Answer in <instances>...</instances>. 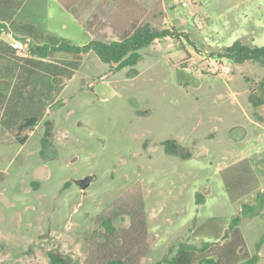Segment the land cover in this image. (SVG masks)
Masks as SVG:
<instances>
[{
	"label": "rangeland",
	"instance_id": "obj_1",
	"mask_svg": "<svg viewBox=\"0 0 264 264\" xmlns=\"http://www.w3.org/2000/svg\"><path fill=\"white\" fill-rule=\"evenodd\" d=\"M140 1L136 13L162 6L160 22L173 35L141 49L133 67L114 70L93 51L74 70L60 55L49 62L28 48L15 52L22 66L16 74L21 86L28 84L24 100L9 106L16 124L23 123L34 101H43L33 97L36 88H50L40 72L66 67L73 75L55 78L61 92L49 95L36 125L0 142V264H48L50 252L71 264H98L117 255L156 264L173 257L180 243L197 252L207 243L231 264L254 255L252 264H264V102L257 90L264 65L213 56L236 40L264 44V0ZM60 5L32 0L19 16L72 44L100 39L94 29L79 26L89 10L74 17ZM93 6L102 17L110 5L98 0ZM117 30L109 25L102 33L117 38L122 33ZM8 34L13 41L7 27L0 39L7 42ZM3 55L0 91L11 92L7 67H18L17 58ZM252 88L257 105L250 100ZM168 139L189 156L167 153L162 143ZM243 159L256 183L232 200L222 171ZM139 202L145 235L119 213ZM101 214L113 217L112 231L103 226ZM237 215L238 231L231 226Z\"/></svg>",
	"mask_w": 264,
	"mask_h": 264
},
{
	"label": "trees",
	"instance_id": "obj_2",
	"mask_svg": "<svg viewBox=\"0 0 264 264\" xmlns=\"http://www.w3.org/2000/svg\"><path fill=\"white\" fill-rule=\"evenodd\" d=\"M32 0H27V3L31 2ZM26 3V5H27ZM25 5V6H26ZM44 10L47 11L46 3H43ZM164 11L162 10V16H164ZM4 15H7L3 21L0 22V34L4 30L5 27L11 32V34L17 40L24 41L25 39H29L30 43L28 44V49L32 56H36L40 60H47L49 62H53L54 58L57 55L62 56L66 59L67 63L71 65V68L74 70L78 65L82 63V60L89 51H93L97 57L105 63L111 64L114 70H120L124 67H133L141 58L140 50L148 47L154 40L165 38L168 36L173 35L172 29L162 26L163 22L153 23L150 21H136L133 23L128 29L124 30L120 33L117 38L113 39H106L104 38L103 33L101 30L108 24L105 16L107 12L104 13V16H96V21H92L94 23V30L97 32L98 40H91L87 44L83 45H76L70 43L69 40L58 36L54 32H51L47 28L35 26L33 23L29 22L25 18H21L19 16L20 12L17 13L12 19L9 14L11 13L7 11H3ZM104 18V19H102ZM16 50L7 42H4L0 39V57L5 59V54L13 56V58H17V66H13L12 68L7 67V71L11 70L10 75L7 76L9 82L13 81V91H0V112L2 105H5L8 110L5 113L6 118L3 120L0 119V142L3 141L8 134L16 133L22 128L32 127L36 125V123L42 118L43 114L47 110V101L48 97L50 98V94H53V91L56 90V94H59L61 88L56 87L58 84L54 81L55 78L61 77L65 79H70L73 75L72 69H65L66 67H57L56 71L53 73L49 72H40V78H44L47 82L44 84L46 86H50L47 92L39 90L36 88L37 93L33 97H42L43 101L39 99L34 101L30 108V113L28 115L24 114V121L22 124H16L13 121L12 117H9V109L10 104L14 102L19 104L20 99H22L23 92L27 89L26 84L24 83L21 86V77L18 76V71L16 74L15 70L21 69L19 67V57H15ZM213 56L216 59H223L229 58L234 62L241 63L244 61H251L257 62L264 65V44L262 46H251L246 43H243L241 40L234 41L231 45L223 47L220 51L215 52ZM13 59V60H15ZM27 62L28 59H25ZM44 62V61H42ZM14 65V64H13ZM24 68V67H23ZM64 70L66 71L64 74ZM134 71V69H131ZM33 70L31 71V73ZM17 83L14 82V78L17 79ZM15 83V84H14ZM32 90H35L34 84ZM255 88L251 90V97L250 100L254 105H257L259 100L257 99V95L255 94ZM257 90L260 91V96L263 97L264 102V78L262 81L258 83ZM33 99V98H32ZM254 99V100H253ZM47 132V131H46ZM5 133V134H4ZM164 150L169 154H178L181 157H188L186 155H182L181 149L179 145L173 139H168L163 141ZM222 177L226 189L230 195L232 200H236L240 196L246 194L250 190H252L256 183V176L254 175L247 159H243L240 162H237L222 171ZM140 205L136 208L132 206L131 210L124 209L122 212L117 211V213H125L128 215L130 219L131 226L145 235V232L142 229L143 225V217H142V210H141V202ZM116 208H122L120 203H115ZM113 207V208H114ZM248 205H244L242 208V212L245 211ZM112 215L115 213L111 211ZM119 214V215H121ZM105 215L101 214L100 219L109 231L113 230L112 227V216L104 217ZM240 221V216L237 215L233 217L231 221V226L236 227ZM236 231L238 228L236 227ZM261 241L258 243L259 244ZM173 246L169 247L168 252H172ZM204 248L211 249L210 254H203L200 250ZM198 249L190 244L180 243V246L176 252V254L171 257L167 258L164 257L156 264H161L166 262L168 264H231V259L224 255L223 253L219 254L217 248H210L207 243L204 244ZM219 254L218 258H214L215 255ZM258 255H254L251 258L237 263V264H252L257 260ZM49 263L48 264H71L69 263L65 257L59 255L58 253H49ZM98 264H136L135 262L129 260L128 258L122 256H113L102 260Z\"/></svg>",
	"mask_w": 264,
	"mask_h": 264
},
{
	"label": "crops",
	"instance_id": "obj_3",
	"mask_svg": "<svg viewBox=\"0 0 264 264\" xmlns=\"http://www.w3.org/2000/svg\"><path fill=\"white\" fill-rule=\"evenodd\" d=\"M61 5L60 7L70 13L72 16L77 17L78 11H88L86 14V20L80 21L79 26L82 27L83 30L87 28H94V23L92 21H96V16H98V12L93 11V4L98 3V0H59ZM107 4H109V8L107 9V15L105 16L108 24L105 26H116L118 30H122V32L129 28L136 20L150 21L153 23H158L162 19V6L160 5L157 9L155 6L153 8H142V10L135 12V8L140 6L142 3L140 0H122L121 4L114 5L113 0H105ZM27 3V0H0V22L3 21V11H7L11 13L9 14L12 19L21 8H23ZM95 10L98 8H94ZM104 19V18H102ZM105 20V19H104ZM87 21V24H85ZM104 29V28H103ZM103 29L101 32H103ZM114 28H111V31L116 33ZM117 30V31H118ZM113 33V34H114ZM116 35V34H114ZM11 35L8 34L7 43H11L10 38ZM113 39V38H111ZM6 40V39H5Z\"/></svg>",
	"mask_w": 264,
	"mask_h": 264
},
{
	"label": "built area",
	"instance_id": "obj_4",
	"mask_svg": "<svg viewBox=\"0 0 264 264\" xmlns=\"http://www.w3.org/2000/svg\"><path fill=\"white\" fill-rule=\"evenodd\" d=\"M28 42H29L28 38L25 39L24 41L13 39L10 45H12V47L17 51V53L21 55L23 51L28 48Z\"/></svg>",
	"mask_w": 264,
	"mask_h": 264
}]
</instances>
